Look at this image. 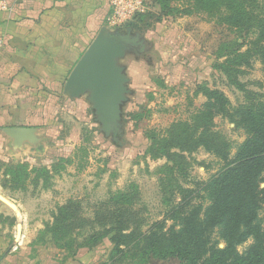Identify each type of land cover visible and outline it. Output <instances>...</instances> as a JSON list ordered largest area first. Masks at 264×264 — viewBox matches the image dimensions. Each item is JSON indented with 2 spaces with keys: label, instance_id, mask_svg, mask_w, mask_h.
<instances>
[{
  "label": "rangeland",
  "instance_id": "1",
  "mask_svg": "<svg viewBox=\"0 0 264 264\" xmlns=\"http://www.w3.org/2000/svg\"><path fill=\"white\" fill-rule=\"evenodd\" d=\"M185 6L182 2L173 4L180 10ZM105 17L93 39L106 27ZM126 27L132 28L133 36L139 34L144 44L141 51L132 48L119 61L129 90L121 110L119 135L101 131L86 96L69 99L63 94L71 69L57 74L56 85L40 83L41 94L34 95L30 103L25 102L24 118L16 117L15 111L6 117L0 109V194L20 212L16 217L0 203V264H134L125 257L112 256L109 261L113 250L111 236L96 245L92 242L103 235L105 227H116L119 221L130 233L166 219L180 202L178 187L199 189L221 170V157L232 159L245 141L247 135L241 124L217 115L207 135L224 147L221 155L203 147L193 151L173 149L180 168L175 167L169 174L165 166H172L171 162L165 158L153 160L147 154L151 133L166 138L178 134L180 125L185 123L195 130L191 119L206 102L203 94L196 93L198 87L220 92L232 108L245 102L244 92L230 84L214 65L221 45L246 43L240 48L245 51L247 43L256 39V33L239 37L205 14L174 13L163 17L151 0ZM125 28L120 32L125 33ZM244 71L239 81L245 89L264 95V67L260 61L253 59ZM238 119L240 116H236ZM20 126L38 130L40 143L36 147L12 149L2 129ZM16 164L27 165L30 176L24 189L12 190L5 183L8 177L4 172ZM41 169L48 174H42ZM202 195L197 194L192 204L203 203L206 207L208 203ZM62 207L72 215L68 223L74 241L72 251L55 247L46 232ZM257 221L264 225V206ZM172 224L167 220L166 229ZM17 225L21 227L19 240ZM252 244L253 239L248 238L236 249L245 254ZM150 264L180 263L168 259L152 260Z\"/></svg>",
  "mask_w": 264,
  "mask_h": 264
},
{
  "label": "trees",
  "instance_id": "2",
  "mask_svg": "<svg viewBox=\"0 0 264 264\" xmlns=\"http://www.w3.org/2000/svg\"><path fill=\"white\" fill-rule=\"evenodd\" d=\"M151 1L159 8L163 17L174 13L205 14L215 19L217 24L233 30L239 37L244 38L251 33V36L256 33L257 37L247 43L245 51L240 48L246 43L227 42L221 45L216 54L215 69L230 84L244 92L245 102L232 108L220 92L204 86L198 87L196 93L203 94L206 102L191 119L195 130L192 131L185 123L180 125L178 134L166 138H159L151 133L147 154L153 160L165 158L171 162L172 166H165L169 174L175 167L180 168L176 160L178 155L171 152L173 149L193 151L203 147L221 155L224 147L207 135L217 115L228 118L232 123L241 124L247 137L232 159L229 160L227 155L221 157L223 167L202 183L196 190L197 193L178 187L181 192L180 202L171 209L166 219L153 223L145 230L135 229L130 233H126L123 221H119L116 227H105L106 231L92 245L111 236L113 250L109 261L113 259L112 256L117 259L125 257L130 258L134 264H150L152 260L168 259H176L180 264H264V225L257 221L264 206V188H261V184H264V95L246 90L239 81V76L245 73L244 69L250 67L253 59H258L264 67V0ZM177 2L186 3V6L181 10L176 9L173 4ZM16 83L17 87L11 86L8 94L12 105L4 97L0 106H8L9 113L13 115L15 111L16 117L24 118L27 106L25 102L30 103L41 86L36 84L35 87H30L22 79ZM236 116H240V119L236 120ZM200 129L202 131L199 133ZM182 159L181 157V171L184 170ZM39 171L48 174L46 169ZM4 174L8 177L6 185L12 190L24 189L30 176L25 164L10 165ZM201 193L202 199L208 203L206 207L203 203L192 204L197 194ZM119 196L126 197L124 194ZM71 219L68 209L62 207L58 210L53 225L46 230L59 249L65 247L70 251L75 250L68 225ZM167 220L173 224L166 229ZM248 238L253 239L252 246L245 254L238 253L237 246ZM220 243H223L222 248L219 247Z\"/></svg>",
  "mask_w": 264,
  "mask_h": 264
},
{
  "label": "crops",
  "instance_id": "3",
  "mask_svg": "<svg viewBox=\"0 0 264 264\" xmlns=\"http://www.w3.org/2000/svg\"><path fill=\"white\" fill-rule=\"evenodd\" d=\"M5 1L9 10L0 25L6 41L0 52V101L9 100L10 87L21 79L30 87L56 85L57 74L72 70L108 13V0ZM0 109L9 116L8 106Z\"/></svg>",
  "mask_w": 264,
  "mask_h": 264
},
{
  "label": "water",
  "instance_id": "4",
  "mask_svg": "<svg viewBox=\"0 0 264 264\" xmlns=\"http://www.w3.org/2000/svg\"><path fill=\"white\" fill-rule=\"evenodd\" d=\"M131 32V27H126L125 33L101 28L70 71L63 88V94L69 99L87 97L105 135H117L120 132L121 110L129 93L128 79L119 61L132 48L140 51L144 44L139 34L133 36ZM37 131L32 127L2 129V133L11 141L12 149L16 151L25 145L36 147L40 143ZM0 203L16 217L20 216L18 208L1 194ZM16 230L18 239L21 234L20 225H17Z\"/></svg>",
  "mask_w": 264,
  "mask_h": 264
},
{
  "label": "built area",
  "instance_id": "5",
  "mask_svg": "<svg viewBox=\"0 0 264 264\" xmlns=\"http://www.w3.org/2000/svg\"><path fill=\"white\" fill-rule=\"evenodd\" d=\"M108 13L105 17L106 28L115 31L125 28L133 19L142 14L147 6L148 0H108ZM7 1L0 0V25L4 14L8 12ZM6 41L0 30V49L5 47Z\"/></svg>",
  "mask_w": 264,
  "mask_h": 264
},
{
  "label": "bare ground",
  "instance_id": "6",
  "mask_svg": "<svg viewBox=\"0 0 264 264\" xmlns=\"http://www.w3.org/2000/svg\"><path fill=\"white\" fill-rule=\"evenodd\" d=\"M20 229H21V227H20ZM17 231V230H16ZM19 239H21V234H20V236H19V238L17 239V240H19Z\"/></svg>",
  "mask_w": 264,
  "mask_h": 264
},
{
  "label": "flooded vegetation",
  "instance_id": "7",
  "mask_svg": "<svg viewBox=\"0 0 264 264\" xmlns=\"http://www.w3.org/2000/svg\"><path fill=\"white\" fill-rule=\"evenodd\" d=\"M142 49H143V48H141V50H142ZM141 50H140V51H141Z\"/></svg>",
  "mask_w": 264,
  "mask_h": 264
}]
</instances>
